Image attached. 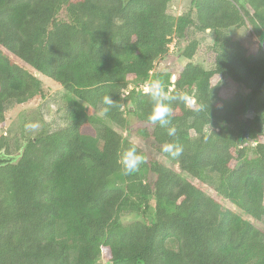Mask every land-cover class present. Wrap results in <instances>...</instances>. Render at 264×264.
<instances>
[{
  "label": "trees",
  "instance_id": "trees-1",
  "mask_svg": "<svg viewBox=\"0 0 264 264\" xmlns=\"http://www.w3.org/2000/svg\"><path fill=\"white\" fill-rule=\"evenodd\" d=\"M169 2L0 0V130L7 103L44 99L35 73L63 89L67 122L15 154L0 137V154L15 157L0 166V264H70L58 226L74 243V264H264V233L251 222L264 221V0H191L195 21L168 15ZM247 25L257 49L230 36ZM191 26L211 32L212 68L154 70L171 37ZM197 49L193 39L181 56L192 60ZM214 77L229 89L213 98ZM153 79L195 100L171 103L174 137L147 122L143 85ZM104 96L118 102L103 116L108 123L86 112L101 110ZM126 114L142 125L128 128ZM169 142L182 145L180 156L161 152ZM129 147L144 159L124 175L118 159ZM214 175L231 207L190 179ZM125 213L135 220L125 224Z\"/></svg>",
  "mask_w": 264,
  "mask_h": 264
},
{
  "label": "rangeland",
  "instance_id": "rangeland-1",
  "mask_svg": "<svg viewBox=\"0 0 264 264\" xmlns=\"http://www.w3.org/2000/svg\"><path fill=\"white\" fill-rule=\"evenodd\" d=\"M166 12L168 15L174 18L189 13L192 20L195 21V13L191 7V0H170ZM230 36L248 48L257 49L259 46V43L253 36L249 25L237 31H232ZM171 39L169 52L156 60L154 70L167 73H176L188 62L199 65L204 69L212 68L213 57L210 53V47L212 45L213 37L211 32H199L194 28V26H191L187 29L183 38L180 39L173 35ZM193 39L197 41L198 49L192 60H186L181 56V52L183 51L184 47H186ZM35 76L40 79L42 87L45 91V97L43 100H35L26 105H16L13 102L7 103L5 105L6 126L0 130V137H6L13 154H15L23 146L25 141L34 139L42 132H54L56 130L62 129L67 124L65 114L61 108L62 99L65 95L63 89L38 73H35ZM129 86L131 88H138V85L135 84H130ZM226 89H229V84L223 78L214 77L211 80L210 91L213 98L215 94ZM237 93L241 95V92L238 91ZM100 111L101 110H94L89 107L86 110L88 115L96 116L103 120L104 123H108L104 117L100 115ZM246 116L252 117L253 113L249 112ZM126 121L128 128L131 130H134L135 128L142 125L136 118L129 116L128 114H126ZM100 131V127H95L94 132L97 139L100 137ZM121 132L123 136L128 134L129 139L133 141L137 147L144 150L148 149L147 144L137 135L129 133L127 130H121ZM190 179L195 182L196 185L202 188L207 194L217 198L225 206L231 207V205L225 199L220 197L215 191L218 181V177L216 175H214L213 179L204 183L197 182L192 178ZM121 218L125 224L135 220L134 215L131 213H125V215H122ZM251 222L264 233V221L251 220ZM60 223V221L56 222L55 227H57V225ZM56 239L58 242H65L71 246L70 264H74L76 258V249L74 248V243L69 241V239H67L65 236L62 226H58L57 228ZM166 246L170 249H176V245L173 241H168ZM98 264L105 263L99 261Z\"/></svg>",
  "mask_w": 264,
  "mask_h": 264
},
{
  "label": "clouds",
  "instance_id": "clouds-1",
  "mask_svg": "<svg viewBox=\"0 0 264 264\" xmlns=\"http://www.w3.org/2000/svg\"><path fill=\"white\" fill-rule=\"evenodd\" d=\"M144 93L148 94L151 101V111L147 117V122L153 125H159L161 128L167 129V134L170 137L176 135V128L169 127L171 123L173 101L184 104L186 106H193L195 100L186 92L177 91L175 94H170L165 90L163 83L159 79H153L143 85ZM102 107L100 115L104 116L114 107L118 102L104 96L102 98ZM161 152L173 157H178L183 152V147L178 142L164 143L161 146ZM143 157L137 152L135 147H129L122 151L119 156L118 163L122 166L124 175H130L136 172L143 163Z\"/></svg>",
  "mask_w": 264,
  "mask_h": 264
},
{
  "label": "water",
  "instance_id": "water-1",
  "mask_svg": "<svg viewBox=\"0 0 264 264\" xmlns=\"http://www.w3.org/2000/svg\"><path fill=\"white\" fill-rule=\"evenodd\" d=\"M13 160H15V157H8V156H3L2 154H0V166L9 164Z\"/></svg>",
  "mask_w": 264,
  "mask_h": 264
}]
</instances>
